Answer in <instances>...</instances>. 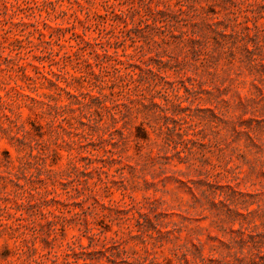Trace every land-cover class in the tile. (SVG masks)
I'll use <instances>...</instances> for the list:
<instances>
[{
	"label": "rangeland",
	"instance_id": "374dc122",
	"mask_svg": "<svg viewBox=\"0 0 264 264\" xmlns=\"http://www.w3.org/2000/svg\"><path fill=\"white\" fill-rule=\"evenodd\" d=\"M0 264H264V0H0Z\"/></svg>",
	"mask_w": 264,
	"mask_h": 264
},
{
	"label": "trees",
	"instance_id": "16d2710c",
	"mask_svg": "<svg viewBox=\"0 0 264 264\" xmlns=\"http://www.w3.org/2000/svg\"><path fill=\"white\" fill-rule=\"evenodd\" d=\"M182 12H184V11H182ZM120 62H122V61H120Z\"/></svg>",
	"mask_w": 264,
	"mask_h": 264
}]
</instances>
